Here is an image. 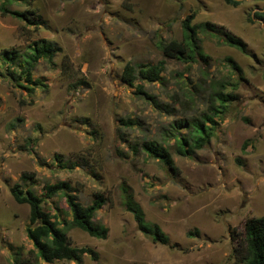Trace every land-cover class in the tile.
Masks as SVG:
<instances>
[{"label":"rangeland","instance_id":"374dc122","mask_svg":"<svg viewBox=\"0 0 264 264\" xmlns=\"http://www.w3.org/2000/svg\"><path fill=\"white\" fill-rule=\"evenodd\" d=\"M237 1L0 0V10L5 2L6 10L40 22L0 11V264L17 257L23 264H76L36 258L25 234L28 205L10 193L18 184L41 196L44 185L61 181L84 206L94 192L107 198L94 217L108 229L105 239L66 230L73 246L98 255L84 254L81 264H233L245 220L264 216V25L254 17L264 0ZM190 13L192 23L208 21L241 38L246 52L200 34L208 62L165 57L161 46L182 40L181 22ZM38 39L55 47L52 61L41 59L32 70L37 85L17 86L7 72L18 69L2 62L1 53ZM159 61L158 82L136 80L129 87L122 81L126 64ZM214 81L237 100L207 145L190 157L177 155L170 126L204 109ZM148 141L168 149L174 172L143 153L140 145ZM123 186L145 220L168 236L167 245L137 230L122 204ZM42 208L59 223L70 219L59 195Z\"/></svg>","mask_w":264,"mask_h":264},{"label":"trees","instance_id":"16d2710c","mask_svg":"<svg viewBox=\"0 0 264 264\" xmlns=\"http://www.w3.org/2000/svg\"><path fill=\"white\" fill-rule=\"evenodd\" d=\"M225 3L236 6L239 1L225 0ZM3 6L0 10L3 15L10 14L33 25L40 23L39 20H32L30 13L6 10ZM254 17L264 25V10L255 12ZM193 19L194 13H190L182 20L181 41L171 40L161 46V51L165 57L184 63L208 62L209 57L203 53L199 45L200 34H209L241 53L246 52V43L241 38L208 21L192 23ZM32 21L36 22L33 23ZM55 51L56 49L51 42L46 39H38L32 41L22 51L4 50L1 53V58L2 62L18 69L17 73L7 72L17 86L22 85V83L37 85L38 81L36 82L31 77L32 70L41 59L51 62ZM233 67L239 71L238 66L234 64ZM162 69L163 61L154 65H140L137 68L131 64H126L121 79L129 87H132L136 80L158 82L161 80ZM136 93L152 101V97L143 91L142 86L136 87ZM236 100V94L232 91H225L221 82H210L204 96V109L197 115L175 120L170 126L168 135L173 139L176 154L190 157L194 151L207 145L214 135L218 121ZM120 121L124 125L131 124L130 121L126 122L123 119ZM179 129H184L185 133ZM140 149L147 156L162 162L171 172L175 171V166L166 147L157 142L148 141L143 142ZM133 151H136L135 148ZM21 177L26 179L29 176L23 173ZM121 190L122 204L124 209L132 215L137 230L153 243L167 245L169 243L168 236L158 225L150 224L145 220L142 209L134 201L128 188L123 186ZM10 193L16 203L28 205V225L25 228V234L35 251L36 258L44 263L66 260L74 261L76 264H81V257L84 254L89 255L92 260L97 259L98 255L93 249L73 246L66 230L77 228L92 238L105 239L108 229L94 221L95 213L102 208L107 200L103 193L94 192L91 203L86 206L79 203L72 193L70 185L64 181L44 185L41 196L29 189L23 191L18 184L11 187ZM56 195L64 198L70 214V219L62 220L61 223L54 220L55 216L51 215L48 210L42 208L44 200ZM192 234L190 231L187 233L188 236ZM233 258V264H264V216L250 217L245 220L242 237L233 249ZM10 264H23V262L17 257Z\"/></svg>","mask_w":264,"mask_h":264}]
</instances>
